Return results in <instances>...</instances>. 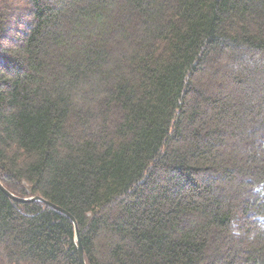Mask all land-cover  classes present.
<instances>
[{"label":"trees","instance_id":"16d2710c","mask_svg":"<svg viewBox=\"0 0 264 264\" xmlns=\"http://www.w3.org/2000/svg\"><path fill=\"white\" fill-rule=\"evenodd\" d=\"M0 183L87 264H264V0H0ZM0 264L74 222L0 188Z\"/></svg>","mask_w":264,"mask_h":264},{"label":"water","instance_id":"95a60500","mask_svg":"<svg viewBox=\"0 0 264 264\" xmlns=\"http://www.w3.org/2000/svg\"><path fill=\"white\" fill-rule=\"evenodd\" d=\"M0 188L1 190L7 194L10 198H12L13 200L17 201V202H20V203H33V202H43L49 206H51L52 208L54 209H57L63 213H65L68 217H70L72 219V221L74 222L75 224V227H76V238L79 242V255H80V260H81V263L82 264H87L86 263V260H85V255H84V250H83V247H82V244H81V241H80V235H79V229H78V226H77V223L75 221V219L69 214L67 213L66 211L60 209L59 207L51 204V203H48L47 201H45L43 198H40V197H35V198H29V199H22V198H18L16 196H14L13 194H11L9 191H7L0 183Z\"/></svg>","mask_w":264,"mask_h":264}]
</instances>
